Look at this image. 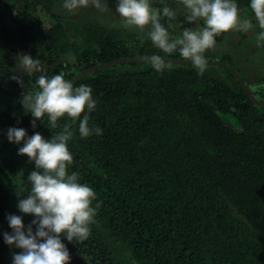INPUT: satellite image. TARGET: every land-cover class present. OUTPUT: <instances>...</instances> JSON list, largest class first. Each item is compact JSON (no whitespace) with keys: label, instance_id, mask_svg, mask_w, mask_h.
<instances>
[{"label":"trees","instance_id":"16d2710c","mask_svg":"<svg viewBox=\"0 0 264 264\" xmlns=\"http://www.w3.org/2000/svg\"><path fill=\"white\" fill-rule=\"evenodd\" d=\"M151 2L176 12L171 20L160 19L173 39L185 28L204 26L186 20L181 0ZM235 2L240 15L249 10L257 22L251 0ZM57 3L0 0V138L34 118L21 100L41 73L21 71L20 55L41 60L49 77L62 72L68 80L94 65L135 56L184 60L179 50L165 54L158 49L148 39L149 29L126 33L100 23L101 15L66 20L70 32L61 26ZM38 6L56 20L47 29ZM58 37L72 41L67 50L58 46ZM218 61L231 66V57ZM171 65L157 72L150 62H128L73 83L93 89L97 106L80 119L89 115V126L99 127L102 135L81 138L79 120L72 125L68 171L95 190L93 207L102 204L88 239L61 240L81 264H264V105H252L223 69L207 66L201 75L194 65ZM243 81L257 99L264 98V79ZM70 123L64 117L52 128L45 116L27 137L38 132L51 140ZM11 143L0 145V264L18 251L4 239L13 233L10 215L22 217L25 231L29 226L36 230V217L19 211L17 195L30 193L32 171L20 166ZM16 145L23 147V142Z\"/></svg>","mask_w":264,"mask_h":264},{"label":"clouds","instance_id":"9594fccd","mask_svg":"<svg viewBox=\"0 0 264 264\" xmlns=\"http://www.w3.org/2000/svg\"><path fill=\"white\" fill-rule=\"evenodd\" d=\"M187 12L189 23L203 22V27L185 28L182 34L171 38L168 29L160 22L161 11L170 20L176 12L165 6L162 10L154 9L150 0H118L116 12L121 17L122 26L126 29H149L147 36L151 42L165 54L179 50L184 60L191 61L199 74L203 75L208 61L205 53L216 46V37L234 30L248 31L253 27L251 19L241 18L240 9L235 0H181ZM92 5L98 10L107 11L108 4L101 0H64L63 7L73 11ZM250 8L254 13L259 28L264 30V0H251ZM264 41V31L257 36V42ZM19 67L28 76L41 73L33 83L32 89L23 95L21 103L35 121L44 120L47 116L52 128L64 117L71 119L65 124L63 131L54 135L51 140L40 133L27 137L23 128H9L7 137L10 142L20 144L19 155H26L36 165L28 177L31 185L30 193L18 201L19 211L36 217L33 233L25 225L21 216L10 215L9 225L12 234L5 233V242L23 249L14 254V264H69L70 253L61 237L68 241H84L91 234L90 225L95 224V217L102 202L93 207L97 200L95 190L87 184L79 182V174H69V166L73 163V154L69 150V141L73 138L72 125L79 120L78 130L81 138L93 134L102 135L99 127L89 126V115L97 106L93 98V89L87 85L74 87L72 81L65 78L64 73L49 77L42 61L31 55H20ZM157 71L171 69L161 55L145 57ZM23 87V81L13 75ZM255 90V88H254ZM27 137V138H26ZM23 173L20 174L22 176Z\"/></svg>","mask_w":264,"mask_h":264},{"label":"rangeland","instance_id":"374dc122","mask_svg":"<svg viewBox=\"0 0 264 264\" xmlns=\"http://www.w3.org/2000/svg\"><path fill=\"white\" fill-rule=\"evenodd\" d=\"M58 3L55 6L54 10L59 13L61 16V19H63L61 23V26L66 27L65 29L69 30L70 32H73V28L68 23V21L73 22H79V21H86L89 19H98L99 15H101L100 23L103 24H114L115 26H120L122 30H125L126 33L131 32L132 34H141L142 32L139 29H126L122 26L121 17L116 12L117 4L118 2L114 0H106L108 4V10L102 11L98 10L95 7H93L91 4L88 7H82L73 11H69L63 7L64 0H57ZM101 3H105V0H101ZM151 6L154 9H160L162 10L163 7L159 2H151ZM37 13L39 16H41L44 27L46 29L54 24L56 22L55 19L50 18L45 9H43L41 6H38ZM249 10H244L241 14V18H248L253 19L250 15ZM162 11H161V17L162 18ZM53 20V21H52ZM253 27L248 31H240V30H234L231 32L226 33L224 39L220 42L216 43V46L214 49H209L205 53V57L207 60L211 61H218L222 56L231 57V67L234 68L237 73L242 77L243 80L250 84H256V80L264 79V41L257 42V36L261 32L258 22H254ZM69 25V26H68ZM262 30V29H261ZM264 31V30H262ZM68 39V38H67ZM65 37H58L57 38V44L59 47L68 49L70 43L72 41H68ZM20 41V39H18ZM20 46H23L20 44ZM22 49H24L22 47ZM71 55V52H69ZM19 57V56H18ZM73 56L69 57V60H72ZM2 103L0 99V104ZM10 146H15V148H12V154L13 156L20 161V166L28 171H37L36 165L33 161H30L29 159L24 158L22 155L18 154L19 148L16 143L9 144ZM11 150H9V153Z\"/></svg>","mask_w":264,"mask_h":264},{"label":"water","instance_id":"95a60500","mask_svg":"<svg viewBox=\"0 0 264 264\" xmlns=\"http://www.w3.org/2000/svg\"><path fill=\"white\" fill-rule=\"evenodd\" d=\"M165 61H166V63H171V64L193 65V63L191 61H188V60L165 59ZM207 61H208V64H207L208 67L220 68V69H223V70L227 71L228 73H230L234 77V79L237 81V83L239 84V86L243 90L244 94L246 95L247 99L250 101V103L252 105L257 106V107H260V106L264 105V98L263 99H257L253 95V93L250 90V88L242 80V78L239 76V74L237 73V71L234 68H232L231 66L226 65V64H224L222 62H219V61H211V60H207ZM128 62H148V61L145 59V57L135 56V57H131V58L120 59V60H116V61H112V62H108V63L94 65V66H92L90 68H87V69H84V70L78 72L72 79H70V81H72L74 83L79 78H81L83 75H86V74H88L90 72H93V71H96V70H101V69L108 68V67H111V66H116V65H119V64L128 63ZM33 119L30 121V123L27 126H25L23 128L26 131V133L29 132L30 129L33 127V123H32ZM37 121H38V119L35 121V124H36ZM7 140H9L7 135L4 136V137H1L0 138V145L3 142L7 141ZM32 231H33V233L36 232V230L33 227H32ZM21 252H23V249L18 248V251H16L14 254H19ZM14 254L10 255L6 259L5 264H14V260H13ZM69 264H81V263L78 260H75L73 258V256L70 254V262H69Z\"/></svg>","mask_w":264,"mask_h":264}]
</instances>
